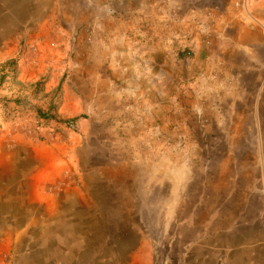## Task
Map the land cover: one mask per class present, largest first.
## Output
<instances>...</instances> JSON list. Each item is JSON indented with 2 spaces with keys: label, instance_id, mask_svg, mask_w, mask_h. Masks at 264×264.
Listing matches in <instances>:
<instances>
[{
  "label": "rangeland",
  "instance_id": "rangeland-1",
  "mask_svg": "<svg viewBox=\"0 0 264 264\" xmlns=\"http://www.w3.org/2000/svg\"><path fill=\"white\" fill-rule=\"evenodd\" d=\"M174 1H157L172 22ZM196 2L197 31L209 46L203 29L212 24L210 12L242 0H214L209 8L205 0ZM100 4L0 0V264H223L222 244H206L208 237L222 239V228L179 227L173 200L185 182L174 183L166 213L157 196L146 197V162L167 155L181 169L202 151L198 145L206 137L196 119L191 133L172 134V141L179 140L173 143L163 142L139 114L126 119L127 127L123 121L116 126L113 117L98 122L60 114L64 97L77 94L74 49L92 42V26L81 22L91 12L115 13L110 4L103 12ZM85 29L89 43L82 39ZM41 44L53 55L41 57ZM84 119L88 126L81 128ZM250 207L254 228L264 213L262 187ZM224 219L216 214L217 224Z\"/></svg>",
  "mask_w": 264,
  "mask_h": 264
},
{
  "label": "crops",
  "instance_id": "crops-1",
  "mask_svg": "<svg viewBox=\"0 0 264 264\" xmlns=\"http://www.w3.org/2000/svg\"><path fill=\"white\" fill-rule=\"evenodd\" d=\"M98 1L103 12L110 4L115 13L91 12L81 22L92 26V42L74 49L77 94L64 97L60 114L98 122L113 117L126 127V119L139 114L163 142L173 143L179 140L172 134L191 133L196 119L206 137L202 151L181 169L167 155L146 162V197L157 196L166 213L174 183L185 182L173 200L179 227L222 228V239L208 237L206 244H222L223 264H264V225L261 218L252 228L250 215L256 189L264 193V0L213 9L209 46L197 31L196 0L173 2L175 22L158 0ZM205 3L209 8L214 0ZM38 51L53 55L42 44ZM218 213L226 218L222 225Z\"/></svg>",
  "mask_w": 264,
  "mask_h": 264
},
{
  "label": "built area",
  "instance_id": "built-area-1",
  "mask_svg": "<svg viewBox=\"0 0 264 264\" xmlns=\"http://www.w3.org/2000/svg\"><path fill=\"white\" fill-rule=\"evenodd\" d=\"M203 33L204 35L208 36V32H206V30L203 29ZM82 39H84V42L86 43H89L91 41V36L89 34V30L88 29H85L82 31ZM262 222H263V225H264V213H263V216H262Z\"/></svg>",
  "mask_w": 264,
  "mask_h": 264
},
{
  "label": "trees",
  "instance_id": "trees-1",
  "mask_svg": "<svg viewBox=\"0 0 264 264\" xmlns=\"http://www.w3.org/2000/svg\"><path fill=\"white\" fill-rule=\"evenodd\" d=\"M37 115L39 116V117H41V118H44V119H54L53 117H51V116H48L47 114H45V113H39V112H37ZM71 122H73V119L72 120H70V121H66V123H71Z\"/></svg>",
  "mask_w": 264,
  "mask_h": 264
}]
</instances>
